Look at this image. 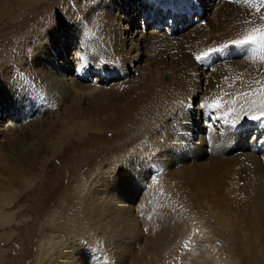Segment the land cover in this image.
<instances>
[{
    "label": "bare ground",
    "instance_id": "6f19581e",
    "mask_svg": "<svg viewBox=\"0 0 264 264\" xmlns=\"http://www.w3.org/2000/svg\"><path fill=\"white\" fill-rule=\"evenodd\" d=\"M20 1H22L23 10L26 11L35 9L36 3H38V0H29V3L28 0ZM98 1H101V10L90 13V6L96 4L93 3L85 7L84 10L79 9V13L83 14L82 17H71V19L75 22L72 26L81 27L85 25L84 17L87 18V16L84 14L86 12L88 20L91 18V14L103 13L106 18L101 31L102 36L97 30L94 32L92 25L93 36L91 38L89 33L81 37L74 29H66L65 27L68 26L64 23L53 24L52 26L57 29L56 33L45 30L43 34L37 36L38 45L35 46L32 41H28L27 45L30 50L24 49L18 55V60L21 62L14 66L9 65L10 70H3L2 76L5 77L2 79L0 76V117L7 110L12 117V120H9L10 123L7 124L8 127L0 130V135L6 139L0 149V205L8 203L11 198L9 193L13 194L15 191L13 190L15 181L9 172L12 166L21 167L17 169L22 176H25L30 167L38 165L40 160L48 156L49 153L51 155L57 151L58 144L64 141L62 138L67 130L80 129L84 127L83 125H87L96 129L97 135H107L111 131L125 129L131 125V122L138 124L141 122L147 128L146 131L151 130V125L155 127L149 131L150 134L148 133L149 145L145 146V143H142L134 151L135 156L129 155L130 157L127 158L116 159L117 173L107 167L106 173L103 170L99 175H96V180L103 181L99 192L93 196L97 202L106 206L111 214L124 213L129 209L124 208L114 197L117 195L127 196L136 181H148L155 173L163 179L172 181V176L197 171L207 184L209 199H217L220 205L226 207L224 209L229 210L232 214H238L239 209L230 204L233 194L227 187V183L231 184V182L218 172L217 160L222 157L229 159L230 155H237L240 151L243 159H251L255 167L260 165L263 168L259 172L264 181V137H262L264 123L255 122L258 136L252 139L247 137L249 131H245V127H251V121L242 122L240 119L234 127L229 123L226 124L224 136H218V133L213 132V128L209 127V124L204 128L199 123L195 125V120L191 122V107L187 108L188 110L183 109L178 105L177 100L166 96L168 93L182 90L184 86L185 89L181 92H185L188 83L190 86H200L201 76L203 78L211 77L203 82V88L208 95L213 93L212 89L216 85L219 92H222V94H218L220 99L223 98L220 100L222 104L220 114L224 115L229 108H235L236 113H241V109H243V112L249 113L250 116L259 114L257 111L259 102L264 100V62L260 59L264 53L259 49L255 55L249 50L246 53L244 50L249 49L248 47L232 46L231 41L248 35L250 30L257 26L264 25V19H261L264 16V11L260 10L263 8V4L260 3V0H239V2L224 0L222 3L215 0V25L207 27V24L204 25L208 18L207 14L203 13L199 7L201 6L199 4L204 1L165 0L162 2L163 4L161 3L162 10L155 12L156 6H154L152 12L156 15L153 17L152 13L147 19L151 23L154 19L156 24H160V17L163 16L161 24L165 23L163 26L165 31L150 38L143 29L138 31L140 27L137 20L128 13V11L131 13L137 11L146 0ZM15 2L18 1L3 0L2 7H0V22L6 25L13 23L10 17L19 11V5ZM150 2L156 1L148 0V3ZM132 5L133 7L128 9ZM233 6L235 10H231ZM120 10L125 11L126 14H121ZM159 11L161 16L157 15ZM183 12L185 13L182 16ZM168 19L173 22V26L167 22ZM196 25L199 26L194 30ZM127 31H130L128 40L125 38ZM72 37H76L77 43H82L83 50L80 52V56L85 58L83 62L80 60L76 63L72 60H70L71 62L67 61L71 44H73ZM90 44L95 45L90 48ZM225 45L228 47L223 52L213 53L202 62L196 60L197 55H202L212 48H223ZM142 48L155 52L154 54L162 58L166 65L171 62L170 69L173 70V74L169 80L172 81L174 91L167 89L164 82L157 78V70L161 64L158 63L151 67L150 61L146 65L150 68H146L144 73L138 70L136 63H140V59L142 62L144 56ZM171 54L172 56L167 59L166 57ZM150 58L152 60L154 56ZM96 68L97 72L103 75V83L99 87L92 83H85L83 79L77 77L78 75L74 76V72H72L74 69L75 71L78 69L81 75L90 74L87 70L93 71ZM204 68L206 69L204 70ZM17 70L18 72L23 71L24 75L17 74L16 76ZM243 70L245 71L242 72ZM200 71L201 73H199ZM236 71L241 77L238 80L235 76ZM193 73L200 77L194 78ZM81 75L79 74L80 77H82ZM160 77L163 80V74ZM34 86L36 89L32 90ZM245 93L247 96L242 95ZM16 98L21 99L16 100ZM168 101H171L169 102L170 107ZM230 101H235V103H229ZM251 101H256V105H252ZM151 102L150 107L153 108L154 113L149 116L145 114V109L149 108L148 103ZM43 108L46 110L42 111ZM144 115L147 116L149 122L139 121L140 119L135 118L137 116L141 118ZM19 117L31 119V121L21 123L20 119L19 123L15 121V118ZM173 119H175L174 122H172ZM141 126L143 128V125ZM239 127L244 132L240 133ZM195 133L198 140L190 142L189 138ZM156 148L159 153L153 155ZM137 153L142 156L138 157ZM11 173L15 175L14 171ZM122 180L124 185L120 187L118 193L110 192L106 188L116 186ZM140 198L139 195L137 200ZM128 199L130 198L128 197L126 202L131 205L132 200ZM189 207L188 204L186 208L189 209ZM8 218V215H0L1 221ZM122 242L127 244L124 237ZM161 246L162 243H155L153 247L158 249ZM176 247L177 245L170 244L168 248L175 251ZM72 249L81 248L74 244ZM205 251L207 252V250ZM70 252L72 251L70 250L62 256L63 262L77 264L81 257L75 256L78 254L75 252L72 259H69ZM162 254H164L163 250L154 254V257L159 261L158 264H166L165 258L159 260V256ZM215 260L217 259L215 258Z\"/></svg>",
    "mask_w": 264,
    "mask_h": 264
},
{
    "label": "rangeland",
    "instance_id": "374dc122",
    "mask_svg": "<svg viewBox=\"0 0 264 264\" xmlns=\"http://www.w3.org/2000/svg\"><path fill=\"white\" fill-rule=\"evenodd\" d=\"M16 1H18L15 3L19 5V11L12 15L16 18L10 17L13 23L6 25L0 22V76H2L3 70H10V66L21 62L18 60V55L24 49L30 50L27 45L28 41H32L35 46L38 45L37 36L43 34L45 30L56 33L57 29L52 26L53 24L64 23L68 26L65 27L66 29H74L81 37L89 33L91 38L93 26L94 32L97 30L102 36L101 31L106 18L103 13L91 14V18L88 20L86 12L84 14L87 16V18L84 17L85 25L81 27L72 26L75 22L71 19V17H82L83 14L79 13V9L84 10L85 7L93 3L96 4L90 6V13L101 10V1L46 0V2L38 0L37 7L31 11L23 10L22 1ZM155 1L148 3L146 0L137 11L132 13L128 11L137 20L140 27L138 31L143 29L150 38L165 31L163 28L165 23L161 24L163 16L160 17V24H156L154 19L152 23L147 20L149 15H152L154 6H156L155 12L162 10V2L165 0ZM159 1L161 2L157 6ZM202 1H204V6H202L203 3H200L199 7L208 17L204 25L214 26L216 21L215 0ZM223 1L216 0L219 3ZM2 2L3 0H0V7H2ZM131 7L133 5L128 9ZM231 10H235V7L233 6ZM260 10L264 11V4ZM120 11H122L121 14H126L125 11ZM155 15L153 13V17ZM157 15L161 16L160 11ZM167 22L173 25L171 20L168 19ZM198 26L196 25L193 29L195 30ZM130 31L132 30L130 29ZM130 31L126 32V40L129 39ZM72 39L73 44H71L67 61L71 62L70 60H72L76 63L79 62L77 53L81 54L83 46L82 43H77L76 37H72ZM95 44H90V48H93ZM248 50L246 48L244 52L247 53ZM141 51H144V56L142 62L140 59V63H136L138 70L144 73L146 68H150L146 67L150 61L151 67L158 63L161 64L157 70V78L164 82L167 89L174 91L172 81L169 80L173 74V70L170 69L171 62L166 65L163 59L156 56L155 52L150 49L142 48ZM152 56L154 59L151 60ZM171 56L172 54L166 58ZM16 72V76L17 74L24 75L23 71L18 72L17 70ZM72 72H74V76L78 75L77 77L83 79L87 84L92 83L99 87L103 83V75L97 72V68L93 71L88 69L87 72L90 74L86 73L87 75L85 73L81 75L78 69L76 71L74 69ZM161 74H163L164 81L160 77ZM238 74L236 71L237 80L241 78ZM193 75L194 78L200 77L194 73ZM4 77L2 76V79ZM208 78L211 77L203 78L201 76L200 86L194 87L188 83L185 92H181L185 89L184 86L182 90L168 93L166 97L177 100L178 105L183 109L188 110L187 108L191 107V122L195 120V125L199 123L206 128L209 124V127L213 128V132L223 137L225 125L228 124L225 121L236 119L237 113H230L225 118L220 114L221 107L219 112L215 110L209 116L210 109L205 105L223 98H219L218 94H222V92H219L217 85L212 89L213 93L208 95L205 92L203 82ZM35 89L34 86L32 90ZM23 91L26 92V90ZM21 98H16V100ZM169 102L171 101H168L170 107ZM148 105L149 108L145 109V114L150 116L154 113L153 108L150 107L152 102ZM44 110L46 109L43 108L42 111ZM239 114L242 122L251 121V127H245V131H249L247 137L249 139L257 137L256 120H252L247 112ZM9 116L10 112L7 110L0 117V130L8 127L9 120H12V117ZM135 118L140 119L139 121L149 122L145 115ZM19 120L21 123L31 121V119L23 117L15 118V121L20 123ZM174 121L175 119L172 120V122ZM140 124L141 122L139 124L131 122V125L121 129L122 131H111L107 135H97V130L87 125H83L84 127L80 129H70L62 138L64 141L58 144L57 151L42 158L38 165L30 167L25 176H22L17 169L21 167L12 166L9 172L15 181L13 186L15 191L13 194L9 193L11 198L8 203L0 205V215L9 216L6 220H0V264H67V262H63L62 256L70 250L72 252L69 253V256L66 254L69 259H72L75 252L78 253L75 256L81 257L77 264H158L159 261L154 257V254L162 250L164 254L159 256V260L165 258L166 264H264V181L259 172L263 168L260 165L255 167L251 159H243L240 151L237 155H230L229 159L222 157L217 160L218 172L231 182V184L227 183V187L233 194L230 204L239 209L238 214H232L229 210L224 209L226 207L220 205L217 199H209L207 184L197 171L172 176V181L163 179L156 173L148 181H136L127 196L117 195L114 197L119 204L129 209L124 213L116 212L117 215L108 212L106 206L93 198L103 185V181L95 179L96 175H99L103 170L106 173L107 167L117 173L116 159L135 156L134 151L142 143H145V146L149 145V131L155 127L151 125V130L146 131L145 125L141 124L142 128ZM238 130L240 133L244 132L240 127ZM196 133L189 138L190 142L198 140ZM199 134L201 135V133ZM2 136L0 135V149L6 140ZM27 143L29 144V142ZM153 153V155L159 153L158 148ZM137 155H139L138 157L142 156L140 153ZM13 171L15 175L11 173ZM122 185H124L123 180L116 186L106 188L110 192L118 193ZM21 186L24 188L22 189ZM86 193L87 196H85ZM139 195L141 198L137 200ZM128 197L132 200L131 205L126 202ZM188 204L189 209L186 208ZM97 208H102L105 213L111 214L118 226H111V221L107 217L95 216ZM111 211L113 212V209ZM198 219L200 220L198 221ZM177 226L179 227L177 228ZM123 237L127 244L122 242ZM79 241H87L88 249L82 250V247L78 245ZM155 243H162V246L155 249L153 247ZM74 244L81 249H72ZM170 244L177 245L175 251L168 248ZM83 251L86 252L83 253ZM68 264L71 263L68 262Z\"/></svg>",
    "mask_w": 264,
    "mask_h": 264
},
{
    "label": "snow or ice",
    "instance_id": "6c2138e0",
    "mask_svg": "<svg viewBox=\"0 0 264 264\" xmlns=\"http://www.w3.org/2000/svg\"><path fill=\"white\" fill-rule=\"evenodd\" d=\"M260 3L264 4V0H260ZM261 19H264V16H262ZM249 23H251V21H249ZM231 45L238 47V48L248 47L249 51L253 55H255V53L257 52L258 49H259V51L264 53V25L257 26L256 28L251 29L248 35H246L240 39L231 41ZM227 47H228V45H225L223 48L209 49L206 52H204L202 55H197L196 60L202 62V61L208 59L213 53L223 52L225 50V48H227ZM77 56L81 62L84 61L85 58L83 56H80L79 53H77ZM260 59L262 62H264V54L261 55ZM242 95L247 96V93L242 94ZM229 103H235V101H230ZM250 103L252 105H256L257 102L251 101ZM205 107L210 109L208 114H209V116H211L213 114V112L215 110L220 109L222 107V105L220 103V100L218 99L216 102H214L212 104L205 105ZM241 111L243 112L244 110L241 109ZM257 111L259 112V115H252L250 118L252 120H256V121H260L261 123H264V100H261L259 102V106L257 108ZM233 112H236V109L235 108H229L228 111L224 113V115L227 116ZM245 115H246V113H245ZM240 118H241L240 114L237 113L236 119L231 120V121H225V122L229 123L231 126L234 127L237 123V120H239ZM95 216L107 217L111 221V226H114V227L118 226V225H116L114 218L111 217V214L105 213L104 209H102V208L96 209ZM78 245L80 247H82V249H84V250L88 249L87 241H79ZM185 247H187V245H185Z\"/></svg>",
    "mask_w": 264,
    "mask_h": 264
}]
</instances>
